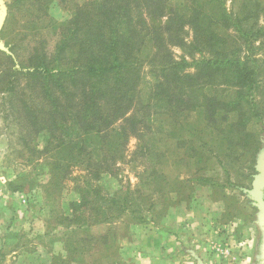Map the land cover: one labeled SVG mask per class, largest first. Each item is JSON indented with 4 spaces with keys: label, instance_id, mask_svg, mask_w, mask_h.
Returning <instances> with one entry per match:
<instances>
[{
    "label": "trees",
    "instance_id": "1",
    "mask_svg": "<svg viewBox=\"0 0 264 264\" xmlns=\"http://www.w3.org/2000/svg\"><path fill=\"white\" fill-rule=\"evenodd\" d=\"M226 1L180 0L171 5L170 0H75L67 19L49 20L51 51L45 38L35 39L26 55L15 56L13 47L9 54L0 50L9 63L0 68L2 119L6 127L17 128L18 156L26 162L41 161L55 191L69 170H80L72 178L86 214L79 230L125 216L142 222L144 212L158 215L153 200L142 198L143 204L134 205L138 189L115 198L103 195L95 182L112 174L131 136L140 149L149 121L159 116L174 123L188 111L200 113L204 128H222L218 146L192 135L198 146L176 137L172 150H183L184 158L203 169L214 159L227 177L231 164L247 169L243 179L250 177L261 144V132L253 127L264 122V0H229V10ZM55 2L66 4L23 2L27 16H36V35L43 27L35 24ZM175 47L182 51L178 58L172 52ZM146 75L152 85L142 92ZM41 134L48 139L38 149L35 141ZM155 156L167 162L168 155ZM225 183L240 193L244 186ZM224 184L212 183L225 190ZM172 193L179 202L188 196L173 187L164 194ZM166 199L170 203L171 198ZM165 205L159 207V221ZM156 218L150 222L156 224ZM83 236L87 234L65 240L66 256L81 258L100 246L113 247L106 236ZM69 256L55 257L51 264H100L99 259L86 263ZM118 260L113 264H133Z\"/></svg>",
    "mask_w": 264,
    "mask_h": 264
},
{
    "label": "rangeland",
    "instance_id": "2",
    "mask_svg": "<svg viewBox=\"0 0 264 264\" xmlns=\"http://www.w3.org/2000/svg\"><path fill=\"white\" fill-rule=\"evenodd\" d=\"M0 1V14L1 7L7 12L0 27V43L7 49L13 47L15 56H20L26 55L34 40L39 38L47 40V49L51 51L54 37L46 30L49 20L59 23L67 19L71 3L75 0H66L64 5L51 4L43 18L35 24L36 27H43L37 35L34 29L36 16H27V4L23 3L26 0ZM170 3L177 5L180 0H170ZM230 6L231 1H226L228 10ZM172 52L175 58L182 55L177 47L172 48ZM13 62H16L15 58ZM8 64L0 54V68H6ZM144 69L147 71L149 67ZM151 85L152 80L146 75L141 84L142 92L149 91ZM2 114L0 103V264H51L55 257L68 258L64 250L65 240L82 237V234L102 235L110 243L114 241L112 249L100 246L81 258L79 255L69 256H77L86 263L99 259L100 264H113L118 259H124L136 264L134 258L137 256L143 259L137 264H264V216L252 197L255 187L264 204L263 121L253 127L255 132H261V144L248 179L242 178L248 174L247 169L242 167L228 165L227 177L214 159L209 160L210 157H204L209 161L203 169L201 165H194L184 158L183 150L177 147L172 150L176 137L198 146L192 135L199 136L211 147L218 146L217 141L223 135L222 128H204L200 113L188 111L174 123L162 116L156 122L149 121L140 149L137 138L131 136L124 157L115 165L112 174L102 176L95 184L103 195L115 198H121L125 191L138 189L134 205H139L142 198L153 200L156 204L154 212L158 215L144 212L141 214L142 222L125 216L122 221L94 226L84 232L79 230V226L86 214L80 206L72 180L81 173L80 170H69L60 190L55 191L48 184L49 176L44 174L43 171L47 170L41 161L26 162L18 156L20 147L14 136L17 128L11 124L6 127ZM47 139V134L38 136L35 141L37 148L42 149ZM222 143L226 144L225 141ZM166 148L169 150L166 151ZM159 153L168 155L167 162H163V157L159 160V156H155ZM205 179L212 182H205ZM216 181L244 186L240 193L228 188V183L224 184L225 190L215 187L212 183ZM172 187L174 192L184 191L188 196L181 202L175 193L166 197L164 193ZM166 198H171L170 203ZM162 203L167 205L162 211L165 216L159 221ZM153 217H157L154 220L156 224L150 222ZM159 228L163 232H159ZM167 236L170 238L167 239ZM159 238L167 243H178V253L168 257L171 259L167 262L159 259ZM128 243L130 246L126 245ZM90 245L85 244L86 247ZM138 248L141 256L137 254Z\"/></svg>",
    "mask_w": 264,
    "mask_h": 264
},
{
    "label": "crops",
    "instance_id": "3",
    "mask_svg": "<svg viewBox=\"0 0 264 264\" xmlns=\"http://www.w3.org/2000/svg\"><path fill=\"white\" fill-rule=\"evenodd\" d=\"M169 238H170V236H167V239H169ZM0 242H1V239H0ZM177 244L178 243H167L165 240H161L159 238V259H161L163 262H167V259H171L168 257H171L174 254L178 253L179 246ZM126 245L130 246V243H128ZM136 250H137V254L140 255V251H138V250H140V248H138ZM134 259H135L136 264L143 260V259L141 260V258L137 257V256Z\"/></svg>",
    "mask_w": 264,
    "mask_h": 264
},
{
    "label": "water",
    "instance_id": "4",
    "mask_svg": "<svg viewBox=\"0 0 264 264\" xmlns=\"http://www.w3.org/2000/svg\"><path fill=\"white\" fill-rule=\"evenodd\" d=\"M0 4H1V1H0ZM1 10H2V13L0 14V27L3 25V23L5 21L6 14H7L6 9L1 7ZM0 50L9 54L8 49L5 48L1 43H0ZM255 190L256 189L254 187V191L252 192V197L256 201V203L258 204V206H259L258 208L260 209L262 215L264 216V204H263L262 198L260 197L259 192L258 191L255 192ZM254 192H255V194H254ZM262 223L264 225V219H262Z\"/></svg>",
    "mask_w": 264,
    "mask_h": 264
}]
</instances>
